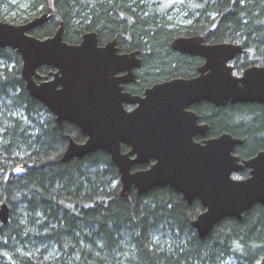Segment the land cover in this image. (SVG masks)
Returning <instances> with one entry per match:
<instances>
[{"label": "trees", "instance_id": "obj_1", "mask_svg": "<svg viewBox=\"0 0 264 264\" xmlns=\"http://www.w3.org/2000/svg\"><path fill=\"white\" fill-rule=\"evenodd\" d=\"M10 1L0 0V21L50 14L31 31L37 37L52 35L62 22L68 43L95 31L101 44L116 38L119 51L138 50L136 83L125 85L134 94L195 75L203 60L173 50L178 36L240 44L236 74L264 65V0H19L24 9L17 14ZM172 10L187 23H176ZM20 69V55L0 48V205L9 209L7 222L0 221V264H264V204L220 220L200 237L191 225L204 209L198 200L188 203L168 186L121 196L105 151L61 159L68 136L77 142L85 136L72 123L57 124L26 90ZM195 110L209 135L229 132L242 140L234 148L240 157L264 149V104L202 102Z\"/></svg>", "mask_w": 264, "mask_h": 264}, {"label": "water", "instance_id": "obj_2", "mask_svg": "<svg viewBox=\"0 0 264 264\" xmlns=\"http://www.w3.org/2000/svg\"><path fill=\"white\" fill-rule=\"evenodd\" d=\"M50 19L42 13L25 22L0 21V48L21 57V76L29 94L48 108L57 124L73 123L86 137L68 136L62 160L105 151L119 173L120 195L127 197L154 187L168 186L191 203L203 206L191 221L200 237L222 219L241 218L256 203L264 204V151L249 159L233 154L242 141L228 133L196 143L207 124L189 108L201 101L264 104V65L248 66L240 76L228 62L242 52L240 44L205 43L198 35L175 37L170 47L203 59L191 78H172L144 89L142 95L124 90L135 82L141 65L138 50L119 51L116 38L99 44L95 31L83 33L78 43L63 39V23L44 38L31 34ZM55 71L42 76L38 69ZM126 106H132L127 109ZM122 145L128 150L123 152ZM152 163L132 171L135 165ZM243 168L247 178H234ZM9 209L0 205V221Z\"/></svg>", "mask_w": 264, "mask_h": 264}, {"label": "flooded vegetation", "instance_id": "obj_3", "mask_svg": "<svg viewBox=\"0 0 264 264\" xmlns=\"http://www.w3.org/2000/svg\"><path fill=\"white\" fill-rule=\"evenodd\" d=\"M105 43V42H104ZM99 44L101 45V42H99ZM103 44V43H102ZM126 52H128V51H126ZM203 60V59H202ZM235 60H236V56H234V58L232 59V60H230L229 62H228V64H230L231 66H232V68H233V74L234 75H236V76H240L241 74H242V72L244 71V69H246L247 67H242L241 69V71L239 72V73H235L234 72V64H235ZM202 63H203V61H202ZM201 63V64H202ZM201 64H199L197 67H196V73H195V75L194 76H191V77H195L196 75H198V71H197V69L199 68V66L201 65ZM43 67H48V68H51L50 70V72L48 73V74H41L39 71H40V69L41 68H43ZM137 70V69H136ZM136 70H135V73H136ZM53 71H55V69H53L52 67H50V66H42V67H40L39 69H38V72L42 75V76H50V73L51 72H53ZM191 77H188V78H191ZM136 78H137V74H136ZM137 80V79H136ZM136 80H135V82H132V83H136ZM127 84H130V83H127ZM127 84H124V90H125V85H127ZM147 88V87H146ZM125 91H127V90H125ZM144 91V90H143ZM130 92V91H129ZM143 93V92H142ZM142 93L141 94H137V95H142ZM132 94H134V93H132ZM202 102H207V101H201V102H199V103H197V104H195V105H193V106H191L189 109L191 110V111H193L198 117H199V119H198V124H207L206 122H204V121H201V116L198 114V112L195 110V106L196 105H199V104H201ZM210 103V102H209ZM212 104V103H211ZM228 104V103H227ZM229 104H231V103H229ZM214 105V104H213ZM215 106V105H214ZM215 107H218V106H215ZM126 108L127 109H131L132 108V106H126ZM55 118V117H54ZM65 123V122H64ZM69 123V122H68ZM73 124V123H72ZM208 125V124H207ZM209 125H208V131H207V133H206V135L205 136H201V135H195L194 137H193V140H194V142H196V143H202L204 140H206V139H210V138H213V137H217V136H219L220 134H222V133H228V134H230L231 136H233L231 133H229V132H221V133H219V134H216V135H209ZM233 137H235V138H238V137H236V136H233ZM86 138V137H85ZM238 139H240V138H238ZM85 140V139H84ZM83 140V141H84ZM241 140V139H240ZM83 141H81V142H83ZM242 141V140H241ZM122 146H126V145H122ZM238 146V145H237ZM236 147V146H235ZM234 147V148H235ZM122 148V147H121ZM126 150L125 151H127L128 150V147L126 146ZM123 151V150H122ZM125 151H123V152H125ZM260 151H264V149H261V150H258L255 154H257L258 152H260ZM233 154H235L234 153V150H233ZM254 154V155H255ZM235 155H237V154H235ZM254 155H252V156H250V157H248V158H242V157H240L239 155H237L241 160L242 159H249V158H251V157H253ZM152 163V161L151 162H149L148 164H145V165H135V166H133L132 167V171H134V170H138V169H146V168H148L149 166H150V164ZM247 170V172H248V175L246 176V177H244V178H247L248 176H249V169L248 168H243L242 170ZM241 171V170H240ZM239 172V171H238ZM238 172H236V173H233L232 174V176L234 177V178H239V177H236L235 176V174H237ZM241 179V178H240ZM243 179V178H242Z\"/></svg>", "mask_w": 264, "mask_h": 264}, {"label": "rangeland", "instance_id": "obj_4", "mask_svg": "<svg viewBox=\"0 0 264 264\" xmlns=\"http://www.w3.org/2000/svg\"><path fill=\"white\" fill-rule=\"evenodd\" d=\"M10 2H11V5H12V6H16V8H15V9H12V10L10 9V7H8V9L11 10L10 13H12V14H17V13L20 12V11L17 10V9H21V8L24 9V4H22V1H19V0H17V1H16V0H11ZM17 2L20 3L19 6L17 5ZM2 10H3V12H5L4 9H2ZM13 10H14V11H13ZM170 13L175 14V15H174V21H175L176 23H179V24H185V23H187V20L183 18V16H182L181 13H176L175 10H172ZM21 23H22V22H21Z\"/></svg>", "mask_w": 264, "mask_h": 264}, {"label": "bare ground", "instance_id": "obj_5", "mask_svg": "<svg viewBox=\"0 0 264 264\" xmlns=\"http://www.w3.org/2000/svg\"><path fill=\"white\" fill-rule=\"evenodd\" d=\"M172 42V41H171Z\"/></svg>", "mask_w": 264, "mask_h": 264}]
</instances>
